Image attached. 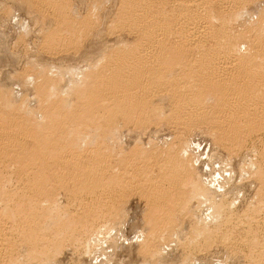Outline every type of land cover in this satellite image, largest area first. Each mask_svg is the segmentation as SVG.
Here are the masks:
<instances>
[{"label": "bare ground", "instance_id": "1", "mask_svg": "<svg viewBox=\"0 0 264 264\" xmlns=\"http://www.w3.org/2000/svg\"><path fill=\"white\" fill-rule=\"evenodd\" d=\"M38 1L44 7L51 11L53 10V15L57 16L59 20L57 22L60 23L58 25H61L66 33H64L65 35L61 32H59L60 34L57 33L59 29L45 35L47 36L44 38L46 39V43L44 42L45 49L50 51L55 50V48L59 46H61V48L64 46L68 48L71 45L73 48V42L70 39V36H72L71 31L76 32V29L78 30V27H80V30L85 35L87 30L92 28V26L89 28V23L91 24L94 22V24H96L99 22L101 24L100 18H103L99 16V11L102 10V7L99 8V4L105 3L103 0L102 2L101 0L100 2L97 0L92 3L91 7H89L90 9L88 8V10H90L89 13H86L87 15L84 14L85 17H82L80 12L77 11L80 17L77 15L78 18L76 21L73 18L70 19L71 9H69L68 6L72 8L73 5L71 6L72 3L69 2L71 0ZM118 1L117 10L115 11L112 8L113 12L115 11L116 14H113L112 10L110 12V14L116 15V17H112V20L110 19L111 21L107 20V28L105 27L106 29L104 28V31L107 33L108 29V34H110V32L112 34H116L115 32L127 33L129 37L119 36L116 43L117 45H110L111 52H109L108 55L102 56V52L98 53V55H93L95 62H92L91 56L89 55L93 64L90 63L92 65L96 64V68L93 69L95 71L89 73L86 70L87 73L86 75L84 74L85 77L79 74L83 73L82 69L77 71L79 73L72 68V70H70V68L66 69L67 71H71V76H69L70 79L74 76V78L84 77L81 78L82 80H80V78L77 79L76 81L80 80L77 83H73L75 82L74 79L70 80L68 78L69 85L75 84L77 86L76 88L74 87V89L67 85V90L69 89L68 86L73 89L72 96L69 98L61 96L60 94L62 93H60L59 88V92H57L58 95L53 97L52 94L55 92L51 93L50 88L57 85V80H55L56 73H54L52 69L50 71V67L48 69L42 65H28L26 72L28 73L29 79L34 78L38 82L37 84L42 98L40 100L43 101V107L41 108L43 110L42 114L48 118L45 124L40 125L37 123V120L33 118L34 116H31L32 114H29L30 116L27 115L32 111L26 112L27 114L21 112L20 109H22L21 107H23V105L19 108H12L10 102V104L6 105H10L11 108L8 107L9 110L4 108V104L6 102L8 103L9 100L6 101L7 99L2 94L3 90L0 88V169L2 171L4 168L15 165L16 172L20 176L19 179L21 178L26 181H23L24 187H22L23 189H21V192L19 190V192L14 190L15 194H13L14 192L7 193L3 191L1 193L2 196H0L3 202L11 203H9V207L5 209L1 208L0 210V264H19L18 257H16L18 255H15L14 238L9 231L11 229L20 232V235L24 236L26 240L30 242V246H45V251L50 247H59L62 245V241L67 240L69 237H75L78 229L77 227H80L81 223H84L83 221L87 218L83 221L81 219L74 221V219L71 220L70 217H68V219L67 216L58 219L52 217V213L49 212V207L46 208L47 205H45L46 210H44V207H41L40 204H36V202H39V200L41 201V199L45 200L46 198L47 202H49L52 197H55V195L53 196L55 193V191L54 193L52 192L53 189L57 190L61 187L63 189V186H67L73 191V194L71 193L72 196H85V198H82L85 200H87L89 196H94V199H92L94 201H90L91 203H86L88 200H82L85 202V208H83L82 212L85 216L89 217V219L91 217H99L98 215H102L104 211L110 210L109 212H114L116 209V206L114 207V205H116V203H114L116 202L115 200L119 197L120 193L123 192V189L126 190V188L130 187L126 186L130 181L127 183L125 181L124 183H126V185L122 183L124 181H121L123 176L130 177L131 183L134 184L139 175L141 176L143 174L142 172L139 174L140 169L137 170L138 173L136 171V166L141 164H138L141 161L138 162V156L142 159L149 158V161L150 157H152L154 163L158 165L156 167H159L157 168L158 174L153 175L151 174L152 172H150L151 176L153 175V180L149 183L147 180L150 181L152 178H149V174L145 175V173L150 169H143V165H140L142 168L141 170H145L142 176L145 177L146 182L150 184L151 188L149 189L150 191L147 192L145 186L143 187L146 193H148V203L152 205V212L150 214L151 228L148 232L150 235L148 234L149 236H146V240L143 239L144 243L141 244L144 246L141 248H144L146 253L154 255L158 248H160L158 250H161V247H156L158 243L167 244L166 242L170 239H172L170 242L175 240L171 238L174 236L170 235L172 233L176 235L175 233H177L173 232L175 231L174 228L177 227L176 216L179 217V213L186 212V210H188L187 206H189V200L196 198L197 201H200L202 207L204 206L203 210L206 208V210H208L205 211L203 215L200 214L202 211L199 209V216H206L205 220L208 221H204L205 223H203L202 220L204 218H197L199 216L195 217L196 215L192 216L194 217L192 218L194 222L191 220L192 225L190 231L193 241H195V239L200 240L199 238L201 236L212 237V234L218 233L219 230L221 232V228L226 227L225 229H227L228 226V228H231L230 225H234L238 230L239 227L242 226L240 229L243 231L247 230L248 232L245 234H249L248 236L245 235L247 239L243 241L250 246L252 250L250 251L257 255L258 258H256V260L259 259L257 261H260L257 264H264V250H262L264 244H261V241H263L261 235H263L264 232L262 231L263 233H261L262 229H258L259 231H257V229L254 230L252 225L259 219H256L258 216L256 212H259L260 208H257L258 210L254 211L255 213L250 212L251 215L247 212L241 215L239 214L235 221L233 218L232 221H230V217L223 218L226 220L221 221V217L223 215L225 216L226 211L229 212L226 213L228 215L232 213V203H224L226 200L224 201L219 193L212 191L211 187H209V189L211 188L210 191L208 188V190H206L205 187L200 184L201 179L199 181V178L201 177H197V174L200 175V173H197L198 171L196 172L195 170L193 174L192 170L194 171V168H189L191 167V165L189 166L191 161L189 160L190 162H186V159H183V157L178 154L179 152L177 153V151H174L172 148L170 150H164V152H158L159 148H153V150L150 148L151 150H149V153L143 152L145 154L143 155L139 148L135 149L131 147L130 150L134 149V151L132 150V152L130 151L129 153V150H125L124 148L123 151L120 149L121 152H117L120 148L119 146L117 151L114 147H111L115 144V136L118 134L119 128L121 130V127H119L121 124L131 125L134 123L137 125L138 122H143L144 126V122L148 119V122H150V119L151 121L154 120L152 118H155L156 121H160L158 116L165 113L163 112L164 110H162L163 108H161V103L163 102L162 96L168 95L172 99L171 103L173 110L171 111L172 115H168L167 121L169 118L171 124L176 123L178 120H182L183 122L184 120L185 122L188 120L190 125L191 122L192 124H194V122L196 124L211 123L212 126L217 130L219 129L227 138L223 139L225 137L223 136L221 139L226 142L227 140L230 141L231 145L234 143L236 149H239L242 144H246V140L250 135V137H252L255 132L264 131V13L259 12L257 15L253 14V18L249 17L250 19H243L247 14L251 16L249 13L250 4H256L262 1ZM67 2H69L70 5ZM112 5H115V2ZM106 6L110 5L106 3ZM48 9H46V11H48ZM103 11L105 10L103 9ZM77 12L73 11V13ZM103 16L108 17L109 14ZM72 17H74V14H72ZM107 17L103 20H106ZM107 19H109V17ZM242 19L245 22L242 24V21L241 25L239 23ZM96 26L98 27V25ZM73 28H75V30ZM81 31L76 32L77 34L75 33V35L78 36V33ZM82 33L79 34L81 35L80 37H82ZM75 39L77 38L75 37ZM78 40L81 41L80 39ZM80 45L82 46V41L79 46ZM70 66L72 67L74 65ZM73 68L75 69V67ZM92 68L93 67H91V69ZM74 71L80 76L76 77ZM55 72H57V70ZM58 76L59 75H57V78H59ZM61 89L65 90L62 86ZM63 90H61V92L64 93L65 91ZM75 90L76 92H74ZM3 98L6 99L4 100L5 102ZM158 100L162 102L157 103ZM12 103L15 105L16 102L13 101ZM1 108L4 109L1 110ZM7 110L8 112H6ZM25 114L27 116H25ZM117 137L119 138V136ZM117 142L116 145L118 144ZM134 146L138 147L139 145L136 144ZM174 149L176 150L177 148ZM179 149L180 148H178V151ZM125 152L127 153L125 154ZM182 152L184 151H181L183 155ZM151 163L149 162L150 165ZM257 163L258 162H253V164H251L255 169H259L257 171V178L259 184H261L260 191L263 192L264 166L261 167L260 165L262 164L259 163V165ZM154 166L155 165H153V167ZM1 179L3 181L5 180L3 178ZM143 188L141 189L143 190ZM125 190L123 193H126ZM50 192L53 194L51 193L52 195H50ZM145 194L143 196H145ZM216 194L219 195V198L223 202L220 201L219 198V200H217L218 195ZM47 197L49 198L47 199ZM82 201H80V203ZM55 202V200L52 201L51 205ZM200 203H198V205ZM118 205H120V203ZM185 205H187L186 210L183 209ZM111 207L114 209H111ZM122 208L124 209V207ZM118 209H116L117 212H119ZM151 217L156 218V221L151 220ZM180 217L182 216L180 215ZM209 220L211 224L208 223ZM88 221L89 220H87V222ZM180 221L181 220H179V223ZM48 222L52 225L50 228L51 230L49 229L48 233L43 235L44 232L42 230L45 231L43 228H46V225L50 224H48ZM9 223L13 226L12 228L9 227ZM93 225L94 223L92 227ZM93 228L97 227L94 226ZM180 230L178 229V232ZM227 230L226 232L228 233H226V236L230 233L232 235V232L237 231V229H232V231L231 229ZM229 231L231 232L229 233ZM223 239L222 240L225 241L227 238ZM195 248H197V246ZM250 248H248V250ZM251 252H249L251 255L250 257L255 259V256L252 257ZM45 253L46 252L43 254L46 255ZM51 254L53 253H51L50 249L49 252L47 251L45 260H47ZM44 255L41 254L37 259L41 262L42 259H44ZM189 256L190 255H188V258ZM189 260L186 261L190 262ZM254 261L255 260H253V262ZM153 262L154 261H152V264ZM49 263L50 262H48V264ZM160 263L163 264L162 261Z\"/></svg>", "mask_w": 264, "mask_h": 264}, {"label": "rangeland", "instance_id": "2", "mask_svg": "<svg viewBox=\"0 0 264 264\" xmlns=\"http://www.w3.org/2000/svg\"><path fill=\"white\" fill-rule=\"evenodd\" d=\"M95 1H97V0H71V1H69L70 3H72L71 6L73 5L72 8L74 7L72 9L71 7L68 6V8L71 9L70 10L71 13L74 14V17H72V14L70 13V19L73 18L76 21V19L78 17H80V14L82 17H85V15H87L86 13H89V11H90V10H88V8L91 7V4L94 3ZM117 1L118 0H103V2H105V3H103L104 6L102 3H101L102 5L99 4V6H100L99 8L102 7L101 8L102 10L99 11V16L103 17V18H100L101 24L99 22L96 24H94V22L91 24L89 23V25H90L89 28H91V26H92V28L94 30L91 28V29L87 30L86 34L84 35L82 33V31L80 30V27H78V25H77L78 30L76 29V32L81 31L80 33H78V36L75 35V33H76L75 31H71L72 36H70V39L73 43H75V44L72 43V46H74L73 48L71 47V45L68 47L71 50L66 48L65 46L64 47L62 46L63 48H61V46H59L60 48L59 47L55 48L56 51L55 50L50 51V50L45 49L46 39H44V38L47 37L45 35H47L49 33H53V31H55V30L57 31L59 29L60 30L57 33L61 32L63 35L66 34L64 31L65 29H63V27L61 25L60 26L58 25L60 23L57 22V21H59L57 19V16L53 15V12H52L53 10L51 11L50 9L44 7L41 3H39L38 0H0V88L3 90L2 94L7 99L6 100L3 98V101L9 100L8 103L6 102L4 104V106H5L4 108L9 110V108H11L10 105H12V108L13 107L19 108L23 105V107H21L22 109H20L21 112H24V113L27 112L28 113V112L32 111V112H30L28 114L26 113V114L28 116H30L29 114H32L31 116L32 117L34 116L33 118H35L37 120L38 124H40V125L45 124L46 123L45 121H48L47 120L48 118H46V116H43V114H42L43 110L41 108L43 107V104H42L43 101L40 100L42 98H41V95L39 92V87L37 84L38 82L34 78L29 79L28 73L26 72L28 65H31V64L34 66H39V65L41 66L42 65L43 67H46L48 69L50 67V71L52 69L53 72L56 73L55 80H57V82H56L57 85H54L50 88L51 93H54V92L56 93V94L55 93L52 94L53 97H56L58 95L57 92H59V90H60V93H62L60 95L65 97V98H69L70 96H72V90L73 89H71V88H74V87L76 88L77 86L75 84H72V83H71L72 85L68 84V81H69L68 78H69V76H71L70 70L73 69L77 72V71H79V69L80 70L82 69L83 73H79V72H77V73H79L83 76H84V74L86 75V73H87L86 70L88 71V73L91 71H95L93 69L96 68V64L94 63L95 65H92L93 64L92 62H95L93 55L94 56L98 55V53H101V52H102V54H101L102 56L108 55L109 52H111V48H110L111 46L110 45L113 44L112 46H116L117 45L116 44L117 39L119 38V36L129 37L127 33L115 32L116 34H112L110 32V34H108V32H109L108 29H107V33H105L106 31H104L107 28V24H108L107 20L111 21L112 17L113 18H114V16L116 17V15H112V13L116 14L115 11L117 10V6L119 3V1L118 2ZM261 1L262 2H257L256 4L255 3L250 4L249 13L251 14V16L249 14H247L244 16L243 19H248L249 17L257 15L259 12L264 13V8H263L264 7V0H261ZM69 2H67V3H69ZM99 2H100V0H99ZM101 2H102V0H101ZM114 2H115V5H112V4H114ZM70 3H69V5H70ZM106 3H107V5H110L111 7L106 6ZM108 3H110V4H108ZM87 4H89V5H87ZM42 7H44V8H42ZM103 7H105V8L107 7V8L105 9ZM115 7H116V9H115ZM112 8H113V10H115L114 12H113ZM46 9H48V11H46ZM103 9L106 12L103 11ZM111 10H112V13L110 14ZM73 11L74 12L78 11V12H80V14L78 12H77L78 14L73 13ZM68 13H69V11H68ZM101 13H103V14H101ZM108 14H109V16H108L109 19H107L108 18L107 16H103V15H108ZM77 15H78V17H77ZM110 16H111V18H110ZM105 17H107L106 20H103V19H105ZM243 19L240 21L239 24H241L242 21H243L242 24L245 22ZM56 23H57V25H56ZM86 25H88V24H86ZM96 25H98L99 28ZM55 27H56V29H55ZM73 29L75 30V28H73ZM50 31H52V32H50ZM73 33H74V35H73ZM81 33H82V37H80L81 35H79ZM75 37L77 39H75ZM78 39H80L82 41V46L81 45L79 46L81 41H79ZM74 40L78 41V42H75ZM75 45H77V46H75ZM77 49H79V50H77ZM89 55L91 56L92 62H91ZM31 61H32V63H31ZM90 64H91V66H90ZM70 65H74V66L71 67ZM73 67H75V69ZM91 67H93V68L91 69ZM53 68H55V69H53ZM69 68H70V70L67 71L66 69H69ZM56 70H57V72H55ZM76 72L74 74L76 75V77H79L80 75L77 74ZM57 75H59L58 76L59 78H57ZM72 76H73V73H72ZM74 77H72L71 79L75 80V82H73V83H77L80 80H82L81 78H84L85 76L79 77L80 80H78V81H76V80L79 78H74ZM64 84H66V85H64ZM67 85L71 86V88L68 86V88H69L68 90H67ZM61 86H62V88L64 87L65 90L61 89ZM61 90L65 91V92L63 93V92H61ZM69 90H70V92H69ZM74 92H76V90ZM66 93H67L68 97H67ZM162 97L164 100L162 98H159V99H162L163 102L160 100L157 101V103L162 102L161 108H163L162 110H164L163 112H165L164 114L158 116L160 118V121L158 119H157L158 121H156L155 118H152L154 120L151 121V119H150V122H151L150 123V122H148V120H149L148 119L144 123L145 124L148 123L149 125L144 124V126H143V122L142 123L138 122L139 124L136 122L139 127L134 123L131 125L121 124L119 126V127H121V130L118 127L120 131L118 130V132H117L118 134H116V136H115L116 137L115 142H114L115 144H114V146L112 145L111 147H114V149L116 151L120 147L117 152H119L120 149H122L121 151H123V148H124L125 150H129L128 151L129 153H130V151L132 152V150L134 151V149L130 150L131 147L135 148V149L139 148L141 153H143V152L149 153V150H151V149L153 150V148H155V149L159 148L158 152H162V151L164 152V150H168V149L170 150L172 148L174 151H177V153L179 152L178 154H180L181 157H183V159H186V162L191 161L189 163V166L191 165V167H189V168H192V169L194 168V171L191 169L193 174H194L195 170H196V172L198 171L197 173H200V175L196 173L197 177H201V178H199V181L201 179L200 184L203 185V187H205L206 190H208L209 187H211L212 189L211 188L210 189L212 191L219 193L221 195L220 197L223 198L224 201L226 200L224 203H226V202L228 204L232 203V205H233V211L231 213L232 215L229 214L230 215L229 216L228 214H226L229 212L226 211L225 216L223 215L221 217L222 218L221 221L224 220L223 218H228V217H230L229 218V219H231L230 221H232V218L235 221V220H237V218H238L237 216H239V214L241 215V214H244L246 212L249 214H250V212L255 213L254 211H256L260 208L259 212H256L258 215L256 219H258V218L259 219H258V221L254 222L252 225L254 227V230L257 229V231H259L262 229L261 233H263L264 232V224H263L264 223V201H263L264 199H262V198H264V195H263L264 191L263 192L260 191L261 184H259V180L257 178V175H258L257 171L259 169L258 170H257V168L255 169L252 164H253V162L254 163L258 162L257 164H259V163L262 164V165L259 164L261 167L264 166V131L255 132L252 135V137H250L251 136L250 135L249 136L250 138L249 137H248V139L246 138L247 139L246 140L247 142L245 141L246 144H242L243 146L241 145V147H239V149L238 148L236 149L234 146V143H232L233 145H231L230 141H228V140H227V142L225 140L223 141V139H227L226 136L223 135V133L220 132L219 129L217 130L214 126H212V124L210 122H208L210 124H207V123H200L199 124V123H197L198 125L195 122H194V124H192V122H191V125H190L189 124L190 122L188 120H186V122H185V120H184V122L182 120H178L176 123L171 124V121L169 118L167 121V117L172 115L171 114L172 113L171 111L173 110L172 103H171L172 99H171V97H169V95L168 96H162ZM13 101L16 102L15 105H13L14 104V103H12ZM10 102H11V104H10ZM6 104H10V105L7 106ZM4 108H1V110H3ZM8 110L6 112H8ZM26 114H25V116H27ZM161 116H163V117H161ZM158 117H156V118H158ZM150 124H152V125H150ZM125 127H127V128H125ZM117 136H119V138ZM223 136H225V137L223 139H221V137H223ZM182 137H183V139H182ZM117 141H119L120 143ZM116 142L118 143L117 145H116ZM136 144L139 146L138 147L134 146ZM140 146L142 147V149ZM174 148H177V149L175 150ZM178 148H180L179 151H178ZM115 150H114V152H115ZM112 151H113V148H112ZM181 151H184V152H182L184 156L181 154ZM126 153L127 152H125V154ZM143 155H145V154L143 153ZM143 155H142V157H143ZM138 158H139L138 162L141 160L138 164L141 163L140 165L141 166L143 165V167H142L143 169L144 168H146V170L150 169L149 171H146V173H145V175L149 174L148 175L149 178L150 177L152 178V179H150V181L147 180V182L150 183L151 180H153L152 176L155 174H158L157 168H159V167H156L158 165H156L154 163V160L152 157H150V161H149V158L148 159H142V158H140V156H138ZM148 161L150 163L152 162L151 165L149 164ZM145 163L148 164L149 166L146 165ZM157 164H159V163H157ZM140 165L136 166L138 168V169L136 168V171L139 169L140 170L142 169ZM153 165H155V166L153 167ZM15 167H16L15 165L9 166L7 168H4L5 170L2 169V171L0 169V171H1L0 179L1 178L5 179L4 181L2 179L0 180V196H2L1 193L3 191H6L7 193H11V192L13 193L14 192L13 194H15V191L19 190L21 192V189H23L22 188V187H24L23 181H25V180L21 179V178L19 179L20 176L17 174ZM140 170H139V174H140V172H142L143 173L142 175H144L145 170H143V171L142 170L140 171ZM150 172H152L151 173V174H153L152 176H151ZM155 172H157V173H155ZM137 173H138V171H137ZM141 176L139 175V177L137 179V181H140V182L135 181L134 182L135 185L131 183L130 177L123 176L121 181L122 180H124V181L122 183L126 185V183L130 181L129 183H127L126 186L127 187L130 186L131 188L128 187V188H126V190L125 189L122 190L123 192L125 190L126 193H123V192L120 193L119 197L115 200L116 202L113 201L114 203H116V205H114L112 202L114 207L116 206L115 207L116 209H118L120 207L119 208L120 210L118 209L119 212H117L116 209L114 210V212H109L110 210L104 211L105 213L102 212V215H98L99 217L96 216L97 218L91 217L89 219V217L85 216L82 212L83 208H85V206H84L85 202L84 201L88 200L86 203H91L90 201H92V202L94 201V200H92V199H94V196L93 197L89 196V198H87V200H85V199H82V198H85V196H81V195H80L81 197L80 196H72L73 191H71V188L69 189V187H67V186H63V189H62V187L60 189H57V190L53 189L52 192L54 193V191H55V193L53 194L52 192H50V195L53 194V196L55 195V197L51 196L52 198H51V200H49L50 203L47 202V200L45 198V200L41 199V201L39 200V202H36V204H40V206L44 207V208L46 207L45 205H47L46 208L49 207V212L52 213V214L51 213H49V214H51L52 217H56L58 219L60 217H66V216H67V218L70 217L71 220L74 219V221L80 220V219L83 221L84 219H86V218L87 219L85 221H83L84 223H81L80 227H77L78 229L76 231L74 238H70V237L68 239L66 238L67 240L62 241V245H60L57 248H54V247L51 248L50 247V248H48V250L46 249L48 252L51 249V253H53V254H51L52 257L48 255L49 256V258H48V256H47V258H48L47 260H45V257L47 255V251L44 250L46 248L45 246L44 247H42V245L30 246L31 245L30 242H28L24 236H21L20 232L15 231L14 229L9 230L12 233V236L14 238L13 242L15 243V251H16L15 255H18L16 257H18L19 264H27V263L28 264H48V262H50L49 264H53L54 261H55L54 264H59V263H61V264H145V263L152 264V261H154L153 264H156V263L161 264L160 263L161 261L163 264H166V263L167 264H257L260 262V261H257L259 259L256 260V258H258V257L256 254H253L251 252L252 250H251L250 246L247 245L243 241V240L247 239V238H245L246 237L245 235H247L245 233H247L248 231L244 230V231H246V232H244L242 229H240L242 227V226L239 227L240 225L238 226L239 230H242L244 232V234L242 231H239L238 228H235L234 225H232V226L230 225L231 228H228L229 227L228 226L227 229H231V231H232V229H237L236 232H232V235L230 233L231 231H229L230 234H228V236H226L227 235L226 233H228V232H226L227 229H225L226 228L225 227V228H221L222 229L221 232L219 230L218 233L216 232V233L212 234V237L211 236H208V237L201 236L199 238L200 240L195 239V241H193L192 235H191L192 233L190 231L192 222H194V219L192 220V218H194V217H192V216L196 215L195 217H197L200 214L204 215L205 211H208V210H206L207 208L205 210H203L204 206L202 207L200 201H197L196 198L189 200V203H188L189 206L185 205V208H183V209L186 210V206H187L188 210H186V212L179 213L178 214L179 217L176 216L177 217L176 218L177 219L176 220L177 221L176 222L177 227L174 228L175 231H173V232H177V233H175L176 235H174V233H172L170 235V236H174L171 238H174L175 240L174 239L173 240L175 242L174 241L170 242V241H172V239H170V240L167 239V240H169L166 242L167 244H163L161 242H160L161 244L158 243L156 247H158V246L161 247V250H158V249H160V248H158L156 254H154L155 256L149 255L148 253H146L144 248L143 249L141 248V247H144L141 244H143L144 240H146L145 237L146 236L148 237L150 235L148 232L150 231V228H151L150 214L152 212L151 211L152 205L150 203H148V199H147L148 193H146V191L149 192L150 191L149 189H151V188H150V184L146 182L145 177L142 176V178H141ZM154 177H156V176H154ZM125 181H126V183H124ZM130 183H131V185H130ZM139 184H141V185H139ZM144 186L146 188V191L144 190L145 188H143ZM140 187L143 188V190ZM66 188H68V189H66ZM137 188L140 190H138ZM131 189L133 191L134 190L135 191L133 192ZM210 189H209V191H210ZM258 191L260 192V194ZM144 194H145V196H143ZM121 195H123V196H121ZM216 195H218V194H216ZM77 197H80V198H77ZM122 197L124 200L122 199ZM1 198L2 197H0V210H1V208L5 209L6 207H9L11 204L10 202H8V203L3 202L1 200ZM48 198L49 197H47V199ZM218 198H219V195L217 197V200L220 199V198L219 199ZM54 200L56 202L51 205L52 201H54ZM82 200H84V201H82ZM80 201H82L84 203H82V202L80 203ZM220 201H222V200L220 199ZM119 203H120V205H118ZM125 203H127V204H125ZM198 203H200L199 204L200 207H199ZM122 207H124L125 210ZM201 207H202V209H201ZM46 208L44 210H46ZM112 208L113 207H111V209ZM53 209H54V211H53ZM199 209L202 211L201 213H200ZM111 211H113V210H111ZM54 212H55V214H54ZM196 212H197V214H196ZM98 214H100V213H98ZM61 215H63V216H61ZM180 215L182 217H180ZM203 215H201V217L199 216L197 218H204L202 221H203V223H205L208 220H205L206 216L202 217ZM234 215H235V217H234ZM151 218H152L151 220L156 221L155 220L156 218H153V217H151ZM114 219H115V221H114ZM87 220H89V221L87 222ZM179 220H181L180 223H179ZM191 220H192V222H191ZM218 221H219V219H218ZM257 222H259V223H257ZM49 223L50 222H48V224ZM93 223H94L93 227L95 226L97 228L92 227ZM208 223L211 224L210 220ZM8 225H10L9 226L10 228L13 227L10 223ZM147 226H148V228H147ZM51 227H52L51 223L49 225H46V228H43V229H45V231L42 230L44 232L43 235L44 234L46 235L48 233V230ZM91 227L93 228V231H92ZM177 228L179 230L180 229L181 230L178 232ZM233 231H235V230H233ZM139 233H142V234H139ZM222 234L224 235V237ZM87 235H89V236H87ZM261 236L263 238V241H261V244H264L263 243L264 242V233ZM222 237L227 238V239L225 241H223L224 239ZM204 240H207V241H204ZM25 241H26V243H25ZM19 242H21V243H19ZM93 242H95V243H93ZM197 242H199V243H197ZM195 243H197L198 245ZM202 243H204V244H202ZM184 245H186V246H184ZM187 245H189V246H187ZM196 246H197V248H195ZM248 248H250V249L248 250ZM263 248L264 247H262V250H264ZM30 249L31 250L33 249V250L31 251ZM42 249L44 252H46L45 253L46 255L43 254L44 252L42 251ZM30 251H31V253H30ZM36 251H37V253H36ZM249 252L252 253V257L255 256V259L250 257L251 255L249 254ZM41 254L44 255V259H42V261L40 262L37 258ZM145 255H147V256H145ZM157 255H160L161 257L157 256ZM188 255H190L191 257L189 256V258H188ZM186 260H189L190 262H188ZM253 260H255L254 262H256V263H254Z\"/></svg>", "mask_w": 264, "mask_h": 264}]
</instances>
